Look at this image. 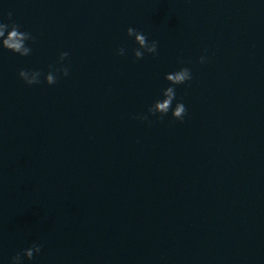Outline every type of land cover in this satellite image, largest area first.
I'll use <instances>...</instances> for the list:
<instances>
[{"label":"water","instance_id":"95a60500","mask_svg":"<svg viewBox=\"0 0 264 264\" xmlns=\"http://www.w3.org/2000/svg\"><path fill=\"white\" fill-rule=\"evenodd\" d=\"M9 12L36 41L0 50L3 264L33 242L25 264H264V0H0ZM129 26L159 55L134 61ZM61 51L69 76L19 78ZM178 58L184 120L133 119Z\"/></svg>","mask_w":264,"mask_h":264},{"label":"clouds","instance_id":"9594fccd","mask_svg":"<svg viewBox=\"0 0 264 264\" xmlns=\"http://www.w3.org/2000/svg\"><path fill=\"white\" fill-rule=\"evenodd\" d=\"M7 19L8 22L0 19V50H7L21 57L30 56L33 52L32 44L35 43L36 37L28 30H21V26L12 20L11 12L7 14ZM126 35L136 45L132 49L134 61L141 60L145 55L149 54L154 58L159 55V42L155 39L150 40L143 31L129 26L126 30ZM127 52V48L121 46L117 49L116 54L123 57L127 55ZM68 57L69 52L61 51L56 64H49L47 72L33 68H20L18 76L28 86L39 85L42 82L49 86L55 85L62 77L69 76L71 65ZM208 59L207 55H201L198 62L205 64L208 62ZM177 62L181 66L164 75V79L168 82V85L162 88L159 96L148 105L146 113H136L132 116L133 119L150 126L154 121L150 120L149 117H156L162 121L170 113L173 119L178 121L184 120L187 115V108L182 99L177 97V87L192 81L193 73L190 67L184 66L182 58H178ZM41 250L42 245L33 242L30 246L23 248L11 256L8 264H25V260L32 261L34 257H38ZM0 264H3V262L0 261Z\"/></svg>","mask_w":264,"mask_h":264}]
</instances>
